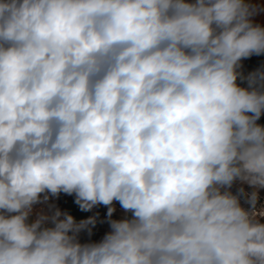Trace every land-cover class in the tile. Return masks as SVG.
I'll return each mask as SVG.
<instances>
[{
  "label": "clouds",
  "instance_id": "obj_1",
  "mask_svg": "<svg viewBox=\"0 0 264 264\" xmlns=\"http://www.w3.org/2000/svg\"><path fill=\"white\" fill-rule=\"evenodd\" d=\"M256 12L246 0H0V264H264L258 191L246 210L228 190L264 188V70L237 71L264 54ZM46 192L132 215L81 244L93 218L27 222Z\"/></svg>",
  "mask_w": 264,
  "mask_h": 264
},
{
  "label": "crops",
  "instance_id": "obj_2",
  "mask_svg": "<svg viewBox=\"0 0 264 264\" xmlns=\"http://www.w3.org/2000/svg\"><path fill=\"white\" fill-rule=\"evenodd\" d=\"M249 4L257 9L256 14L251 18L254 24H258L264 27V0H246ZM264 70V54L252 55L248 58H243L240 62V67L237 71L241 74V77H247L248 74L257 71ZM237 84L240 87H247V81L242 78L237 79ZM257 123L264 126V113L260 116ZM244 188L248 190H255L264 195V188L254 189L246 183H242L239 180L234 181L232 187L228 189L231 192H236L239 189ZM224 191V189H222ZM44 196L48 199L45 200ZM109 209H112L109 213ZM57 210L62 214L66 213L71 215L76 223L86 221L89 218L94 219L93 224H89L87 228L81 230L77 234V240L81 244L99 243L103 240L106 234L111 231V220L130 219L131 212H126L120 205L119 201H113L111 205H104L102 203L96 204L90 209H82L79 204L76 203V194L59 193L52 195L51 193H41L40 202L36 203L32 207V211L28 217L27 222H34L40 215H46L51 217ZM2 211V210H0ZM11 213L8 215H15ZM63 219V215L60 217ZM43 227H53L51 220L45 221Z\"/></svg>",
  "mask_w": 264,
  "mask_h": 264
},
{
  "label": "built area",
  "instance_id": "obj_3",
  "mask_svg": "<svg viewBox=\"0 0 264 264\" xmlns=\"http://www.w3.org/2000/svg\"><path fill=\"white\" fill-rule=\"evenodd\" d=\"M239 190L236 192H231V193L233 195L239 194L241 206L243 208H245L246 210L250 209L251 206L247 202V195L250 194L253 190L244 189V194H240ZM258 197H259V199H258V202L256 205V211L259 213L260 211H264V195H262L261 193L258 192ZM257 219H259L261 223H264V216H257Z\"/></svg>",
  "mask_w": 264,
  "mask_h": 264
}]
</instances>
